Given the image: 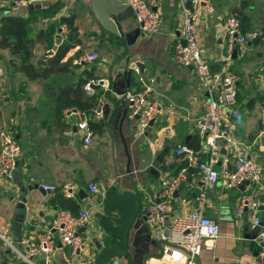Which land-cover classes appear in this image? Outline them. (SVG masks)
<instances>
[{
  "label": "crops",
  "instance_id": "crops-1",
  "mask_svg": "<svg viewBox=\"0 0 264 264\" xmlns=\"http://www.w3.org/2000/svg\"><path fill=\"white\" fill-rule=\"evenodd\" d=\"M4 1L10 0H0L1 6ZM78 1L46 0L39 10L0 7V21L7 16L28 19L35 35L48 29L52 23L59 24L61 18L74 17L81 40V45L63 62L69 65V72L53 74L46 81H35V93L30 94L33 86L28 85L29 79L23 73L15 74L24 77L23 84L12 85L10 82L15 75H11L7 82V75L0 71V101L3 102L0 104V132L5 128H16V140L21 149L19 166L13 177L0 182V264H27L9 244L12 243L21 188L34 183L41 187L56 186L58 190L29 193L21 249L12 243L20 252L25 253L30 243H38L39 237L46 234L61 211L78 214L87 209L91 217L90 225L82 232L83 253L72 257L71 249L62 245L59 234L52 231L57 250L49 258L42 254L34 257L37 264H113L115 261L120 264H173L169 260L171 253L164 256L163 247L158 244L157 234L161 232L146 225L145 209L158 201L162 182L181 170L175 152L178 146L186 145L195 150L189 144H197L200 148L195 151H204L196 120L204 114L208 99L196 71L176 64L173 59L174 47L183 38L178 0H146L161 15V32L148 37L141 35L129 48V61L125 59L124 46H116L100 35L85 7L81 4L83 7L78 8L81 3ZM82 1L90 3V0ZM212 2L215 11L201 25L203 54L213 73L218 74L228 66L237 77V104L225 115L231 125L232 137L238 143V152L264 168V127L261 125L264 109V0ZM58 7L57 15L49 17V13ZM242 16L248 19L242 33L249 39V53L242 57L239 47H234L229 61L226 23L233 17L241 20ZM40 17L36 29L34 23ZM130 22L132 27H137L135 18ZM67 32V35L62 32L57 36L56 44L67 38L69 29ZM258 37L261 40L256 45L254 41ZM38 48L49 50L46 44L38 43L34 57L38 55ZM1 51L0 62L12 63L14 57L11 53L7 50L9 56L5 57ZM88 53L99 54V60L82 62L81 58ZM53 56L47 55V62L40 60L37 64L48 66ZM137 62L141 66L132 70L128 79L126 71ZM89 74L92 79L105 78L111 83L109 91L97 88L95 97L98 109L102 111L99 119L107 120L118 111L112 123L113 137L106 124L98 123L101 132L90 125L94 132L93 142L85 145L81 132L76 129V120L65 122L63 118L66 110L81 109L66 108L57 98L65 88L87 80ZM52 77H59L57 83L49 84ZM127 91H146L151 98L162 103V114L144 133H141L137 120L129 117V103L122 96ZM84 96L90 98L85 91ZM35 97H41V102L34 104ZM125 113L127 116L123 120ZM125 145L130 159L125 153ZM227 150L223 147L222 154H230ZM202 157L207 158L205 154ZM220 167L221 163L218 164ZM231 168H235V162ZM91 183L97 186L99 195L90 193L88 185ZM64 186L73 190V197L64 195ZM201 186L198 171L190 169L188 181L176 196L180 198L174 202L176 213L186 214L198 208ZM59 196H65L68 202ZM244 198L258 204L257 213L244 211L240 215ZM184 199L186 202L182 201ZM263 206L264 177L260 185L250 184L244 190L229 189L221 181L209 193L205 208V214L219 223L220 236L209 243L211 248L202 251L197 264H264L260 246L252 247L249 239L254 234V216L263 218ZM246 216H249V226L245 222ZM173 219L171 216L170 220Z\"/></svg>",
  "mask_w": 264,
  "mask_h": 264
},
{
  "label": "built area",
  "instance_id": "built-area-1",
  "mask_svg": "<svg viewBox=\"0 0 264 264\" xmlns=\"http://www.w3.org/2000/svg\"><path fill=\"white\" fill-rule=\"evenodd\" d=\"M46 0H10L2 2L0 7L13 9L27 8L31 5L43 4ZM134 14L137 26L144 37L153 36L161 32V15L154 11L146 0H126ZM182 19L183 38L178 42L173 51L176 64L193 68L207 93L205 112L196 120V127L203 138L204 151H195L186 145L176 149L181 170L177 175L162 182V189L158 195L159 203L152 202L145 209L146 225L158 230L162 235L164 256L171 253L169 260L173 264H197L204 249L211 248L210 242L220 236L219 223L205 214L206 202L209 193L223 181L229 189H239L246 181L250 184L260 185L264 177V168L257 161L237 150L238 143L233 139L231 125L226 118V111L232 110L237 104L238 79L230 70L223 67L221 72L215 74L211 70L209 61L203 54L201 45V25L208 15L215 11L212 0H178ZM228 27V55L232 60L233 48L239 47L240 55L245 57L249 53V39L241 31V22L237 18L227 21ZM67 26L62 27V32L67 35ZM185 41L186 45H183ZM264 43V37L262 38ZM100 56L97 53H88L81 58L84 63H95ZM110 81L105 78H95L88 81L83 90L88 97L97 95V88L110 90ZM129 103L131 119H136L141 133H144L163 112L160 101L151 98L146 91H127L122 95ZM101 109H96L94 114H88L78 109H68L64 113L65 122L76 120V129L81 132L85 145L93 142L94 132L90 128L92 117L100 118ZM262 124L264 127V109L262 111ZM16 128H5L0 132V182L13 177L19 166L20 146L17 143ZM230 154L223 155L222 150ZM233 151V152H232ZM207 158L204 160L202 155ZM221 161V162H220ZM235 162V168L231 165ZM221 167L218 168V164ZM196 169L201 181L199 206L195 211L186 214L176 213L174 202L177 201L183 184L188 181L190 169ZM45 191L56 192V186H42ZM91 194L97 196L99 189L93 183L88 185ZM62 191L66 197H73V190L64 186ZM186 202V200H182ZM258 204L244 198L240 206V215L248 208L250 213H257ZM263 218L254 216L253 228H259L256 243L260 246V255L264 256V206ZM174 218L170 220V217ZM90 212L82 209L78 214L61 211L54 219L52 226L46 234L39 237L38 243H30L25 253L20 252L14 244L10 247L27 264H37L34 257L44 255L49 258L57 250V241L53 239L52 231L59 234L60 243L71 249L72 257L85 251L82 229L90 225ZM170 229L169 236L164 237L166 229ZM113 264H120L115 261Z\"/></svg>",
  "mask_w": 264,
  "mask_h": 264
},
{
  "label": "trees",
  "instance_id": "trees-1",
  "mask_svg": "<svg viewBox=\"0 0 264 264\" xmlns=\"http://www.w3.org/2000/svg\"><path fill=\"white\" fill-rule=\"evenodd\" d=\"M59 7L49 13V17H55ZM248 21L247 17H241V29L245 32V24ZM66 25L69 29V35L65 40L62 39L61 45L58 47L55 55L49 59L48 66L35 65L31 63L34 58V50L38 43L46 44L49 50H53L56 45V38L61 35L59 30ZM264 35V29H263ZM60 39V40H61ZM260 37L256 38L254 43L260 44ZM81 45L79 28L76 25V19L61 18L59 24L52 23L45 31H39L36 35L30 25L28 19L23 17L7 16L0 21V49L8 50L13 57L20 59L19 64H15L12 60L14 74L23 73L30 81H46L53 74H64L69 72V65L63 64L67 55L77 46ZM1 60V58H0ZM90 75V74H89ZM93 77H88L87 80L75 83L72 87L65 88L58 95V102L66 108L76 107L85 111L88 114H94V111L99 108V103L96 97L87 98L84 96V85ZM238 99V98H237ZM91 127L97 128L101 132V127L98 123L91 122ZM190 147L198 150L199 145L189 144ZM61 200H68L65 196H59ZM65 198V199H64Z\"/></svg>",
  "mask_w": 264,
  "mask_h": 264
},
{
  "label": "water",
  "instance_id": "water-1",
  "mask_svg": "<svg viewBox=\"0 0 264 264\" xmlns=\"http://www.w3.org/2000/svg\"><path fill=\"white\" fill-rule=\"evenodd\" d=\"M81 4L85 7L87 10L90 19L92 23L96 26L97 30L99 31L100 35H102L105 38H108L111 40L116 46L123 45L124 46V52H125V59L129 61V48L134 46L137 41L139 40L141 36L140 28L132 27L130 19L134 18L133 11L128 6L126 0H90V3H85L82 0H79ZM33 10H39L42 8L41 4L31 5L27 7V9ZM24 9V10H27ZM154 10V9H153ZM155 11V10H154ZM62 29L59 31L61 32ZM60 39V37H58ZM185 46V41L182 42ZM125 44V45H124ZM61 45V42L58 41L55 48L52 52H50V55L53 56L55 52L57 51L58 47ZM237 55V51H234V56ZM141 66V63H134L131 65L129 71H126V76L128 79L131 78L132 70H134L136 67ZM118 111V110H117ZM115 111L111 117L106 119H99L92 117V121L94 123H100L101 125H107L109 135L113 137V127L112 123L114 121L115 115L117 113ZM127 113L124 114V119L126 118ZM154 122L151 123L153 125ZM262 125V122H261ZM125 153L130 159L129 151L127 146L125 145ZM249 185V182H245L240 188L241 190H244L246 186ZM32 191H39L43 192V187H41L38 184H31L27 187H22L20 192V198L19 203L16 206V216L14 219L13 224V233H12V243L14 244H22L23 243V229H24V222L27 215V204H28V197L29 193ZM176 196H178V193H176ZM159 203V200L157 201ZM263 210V207H262ZM246 213L249 212L248 208L244 210ZM246 225H250L249 216H246L245 218ZM254 234L253 237H250L249 239L252 240V247L257 245L255 239L257 238L259 228H254ZM85 229H82L81 232H84ZM170 229H166L164 232V237L169 236ZM157 239L159 240V245H162V235L159 233L157 234ZM161 240V242H160ZM182 264V262H181Z\"/></svg>",
  "mask_w": 264,
  "mask_h": 264
},
{
  "label": "rangeland",
  "instance_id": "rangeland-1",
  "mask_svg": "<svg viewBox=\"0 0 264 264\" xmlns=\"http://www.w3.org/2000/svg\"><path fill=\"white\" fill-rule=\"evenodd\" d=\"M78 3H79V1H78ZM81 3H79V7L78 8H82L83 6L81 5ZM31 10H33V8H31ZM42 17H40V18H36V21H35V23H34V28H36L37 29V25H38V23H39V19H41ZM48 49V48H47ZM1 50V49H0ZM2 53H3V56H5V57H8L9 56V52L7 51V50H2L1 51ZM37 52H38V55L37 56H35L34 57V59L32 60V62L34 63V64H37L38 63V61H40V60H44V61H48V58H47V55H50V54H48L49 52H51V51H49V50H43V49H41V48H38L37 49ZM13 60V59H12ZM14 63L15 64H19V62H20V59L18 58V57H14ZM1 63V62H0ZM237 69H238V66L236 67ZM234 70V69H233ZM236 70V69H235ZM0 71L1 72H4L6 75H7V79H6V81L7 82H9L8 81V78L11 76V75H13L14 73H13V65H12V63H11V61H6V60H4L3 61V63H1L0 64ZM237 71V70H236ZM15 75V74H14ZM14 80H13V82H10L12 85L13 84H20V83H22L23 84V79H24V77L23 78H21V76H19V75H15L14 77ZM57 79H59V77H52L51 78V80L49 81V84H55V83H57ZM35 81H30L29 80V82H28V85H31V86H33L32 87V90H31V92H30V94H32V93H35V91L37 90L36 89V87L34 86V85H36V84H33ZM41 83H46V82H41ZM3 85V84H2ZM4 88V86H2V89ZM24 89H26V87L24 88ZM24 92V91H23ZM23 92H21V93H23ZM33 99V98H32ZM39 102H41V97L40 98H38V97H35V99H33V103L34 104H38ZM0 104L1 105H3V102L2 101H0ZM3 182V181H2ZM21 245L20 244H17V247L19 248V249H21V247H20Z\"/></svg>",
  "mask_w": 264,
  "mask_h": 264
}]
</instances>
